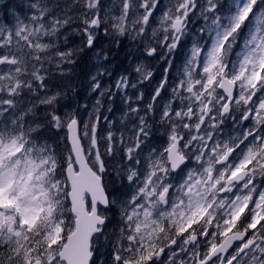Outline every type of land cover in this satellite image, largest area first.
<instances>
[{"label":"snow or ice","instance_id":"1","mask_svg":"<svg viewBox=\"0 0 264 264\" xmlns=\"http://www.w3.org/2000/svg\"><path fill=\"white\" fill-rule=\"evenodd\" d=\"M27 9L0 18V264H264V0ZM102 37L160 58L159 82L146 100L140 64L105 86L100 50L91 110H55Z\"/></svg>","mask_w":264,"mask_h":264},{"label":"rangeland","instance_id":"2","mask_svg":"<svg viewBox=\"0 0 264 264\" xmlns=\"http://www.w3.org/2000/svg\"><path fill=\"white\" fill-rule=\"evenodd\" d=\"M30 2L31 0H0V18H3L5 23H7L8 20L12 18L11 13L13 12L23 17L28 11L27 5ZM121 40H119L116 43V45H119ZM75 42H73L74 47L76 45H79L80 43L79 39H76ZM111 43H113L111 37H107V38L102 37L101 41L97 44L94 50L88 51L87 49H85L80 54L78 58L79 62L73 69L74 72L72 71L73 75L79 76L78 81L79 79L80 81L78 85L76 84V81H74L73 84H70V86L67 88L69 89V91L59 90L64 92L65 95L59 99L55 110L59 111L62 109L64 112H67V111L75 110L77 106H81L79 110L81 113H83L84 109L82 105L84 104L89 105V111L91 110V105L93 104L96 96L94 93H91V91L87 87L88 76L89 74H95L96 72L95 65L101 62L98 61V58L96 56V52L100 50H103L105 53L108 54V61L103 62L105 63V66L107 67L109 72V75L105 76L103 80V83L107 87H111L121 75L128 76L129 79L135 83L140 78L135 73L134 69L136 66L140 64L145 65L148 69H150L154 73V79H152L151 82L144 81L142 86L138 85L139 91L144 92L145 99L146 100L148 99L151 90L156 86V84L159 82L161 78L163 61L160 58H155V59L147 58L143 52L142 45L138 44L137 42L131 41L130 39H123V44H124L123 51L127 53L125 59V64L127 68L125 67L123 69L117 68L116 70V62L112 57V54H110L109 52L111 51V49L108 48V46L111 45ZM71 46H72V41L69 42V47ZM188 46H190V42L186 41L185 47L179 50V54L175 60L177 65H180V63L182 62ZM81 60L82 62L80 63ZM81 66H82L81 70H83V72L80 73L79 67ZM76 68H78V70H76ZM170 75L175 76L176 73L172 72ZM52 90L57 91V89H52ZM113 91L115 92V89H113ZM133 93L134 90L129 89L127 94L133 96V99H135ZM43 94L44 93H41V95ZM122 96L123 93L117 94L114 99V103H112L111 105H106L107 107H112L114 109V112L111 114L112 119H119V117L122 115V111H127L126 104L122 102L121 99ZM31 99L32 97L30 95L25 97L26 103L31 101ZM40 108L42 111H53V109L51 108L45 109L44 106H40ZM125 123H127V121H125ZM162 132L163 129H161V133ZM61 136H63V133H61Z\"/></svg>","mask_w":264,"mask_h":264},{"label":"trees","instance_id":"3","mask_svg":"<svg viewBox=\"0 0 264 264\" xmlns=\"http://www.w3.org/2000/svg\"><path fill=\"white\" fill-rule=\"evenodd\" d=\"M103 38H107V37H103ZM108 40H109V38H108ZM110 42H111V40H110ZM75 43H77V42H75ZM123 46H124L123 39L121 40L119 45L111 43V45L108 46V48L111 49V51H109V52H110V54H112V57L114 58V60L116 62V70H117V68L118 69L119 68L123 69L124 67L127 68V66L125 64V59H126L127 53L125 51H123ZM71 47H74L73 46V41H72V46ZM78 62H79V60L77 61V64H78ZM81 62H82V60L80 61V63ZM81 68H82V66L79 67L80 73L83 72V70H81ZM76 70H78V68H76ZM77 75H80V74H77ZM78 78H79V76L73 75L71 73V77L70 78L69 77H64L62 79L57 78L59 80V83L58 84H54L51 87H52V89L63 90V91L68 90L69 91V89H67V88L70 86V84H73L74 81H76V84L78 85V83L80 81V79L78 81ZM80 78H81V76H80ZM72 89H73V87H72Z\"/></svg>","mask_w":264,"mask_h":264}]
</instances>
